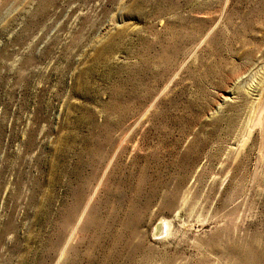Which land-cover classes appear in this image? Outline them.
<instances>
[{"label":"rangeland","instance_id":"374dc122","mask_svg":"<svg viewBox=\"0 0 264 264\" xmlns=\"http://www.w3.org/2000/svg\"><path fill=\"white\" fill-rule=\"evenodd\" d=\"M0 264H264V0H0Z\"/></svg>","mask_w":264,"mask_h":264},{"label":"water","instance_id":"95a60500","mask_svg":"<svg viewBox=\"0 0 264 264\" xmlns=\"http://www.w3.org/2000/svg\"><path fill=\"white\" fill-rule=\"evenodd\" d=\"M162 231V223L159 221L155 224V233L156 235L160 234Z\"/></svg>","mask_w":264,"mask_h":264}]
</instances>
